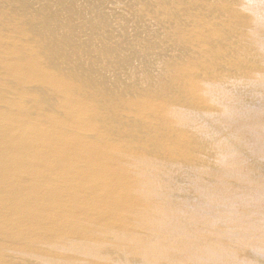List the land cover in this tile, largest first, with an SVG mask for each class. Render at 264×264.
<instances>
[{"label":"bare ground","instance_id":"1","mask_svg":"<svg viewBox=\"0 0 264 264\" xmlns=\"http://www.w3.org/2000/svg\"><path fill=\"white\" fill-rule=\"evenodd\" d=\"M0 264H264V0H0Z\"/></svg>","mask_w":264,"mask_h":264}]
</instances>
